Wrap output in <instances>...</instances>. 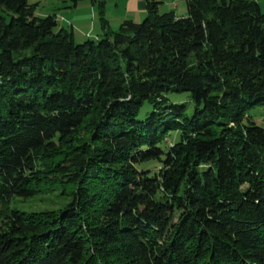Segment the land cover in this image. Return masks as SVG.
Returning a JSON list of instances; mask_svg holds the SVG:
<instances>
[{"label": "trees", "instance_id": "obj_1", "mask_svg": "<svg viewBox=\"0 0 264 264\" xmlns=\"http://www.w3.org/2000/svg\"><path fill=\"white\" fill-rule=\"evenodd\" d=\"M91 1L101 34L75 41L0 0V264H264V126L246 114L264 105V0H145L116 29ZM55 186L61 208L9 206Z\"/></svg>", "mask_w": 264, "mask_h": 264}, {"label": "crops", "instance_id": "obj_2", "mask_svg": "<svg viewBox=\"0 0 264 264\" xmlns=\"http://www.w3.org/2000/svg\"><path fill=\"white\" fill-rule=\"evenodd\" d=\"M42 0H35L33 3H39ZM47 1V0H43ZM54 1V0H53ZM159 4H167L169 9L176 15H185L187 13L185 0H158ZM65 5L59 8V15L56 14L58 28L64 27L70 30L73 38L82 41L85 38H97L101 34L100 22L98 19V9L91 0H79L75 5H70L64 0ZM105 16L111 28H115L124 20H139L146 14L145 0H105Z\"/></svg>", "mask_w": 264, "mask_h": 264}, {"label": "rangeland", "instance_id": "obj_3", "mask_svg": "<svg viewBox=\"0 0 264 264\" xmlns=\"http://www.w3.org/2000/svg\"><path fill=\"white\" fill-rule=\"evenodd\" d=\"M29 2L33 3L35 0H28ZM65 5L64 0H47V1H39V3H36L35 6V13L38 15H46L52 11L57 12L59 15V8H62ZM169 9L170 6H167V4L160 3L158 7V11H168L164 10L165 8ZM145 15L140 18L137 21H141ZM58 26H55V29H57ZM117 26L113 29H116ZM78 41V40H75ZM167 96V102H179V103H185L186 108L185 111L187 114H190L193 110L194 104L190 100L188 92L187 91H169L166 93ZM152 106L145 101L138 113L137 117L142 118L151 110ZM247 115H249L252 120L256 121L258 124L264 126V105L261 106H255L251 107L247 112ZM177 134V132H174ZM167 142L171 141L170 137L166 138ZM150 167H156L158 166V163H148ZM64 190L63 187L55 186L53 190H43L42 192H39L35 194L34 196L30 197H21V196H13L9 201L10 207H15L20 210L25 211H38V210H46V209H58L61 208L70 198L69 188L66 187V193L62 192Z\"/></svg>", "mask_w": 264, "mask_h": 264}]
</instances>
